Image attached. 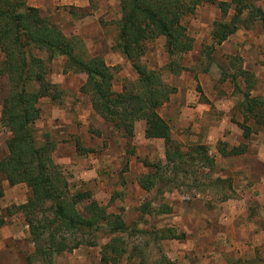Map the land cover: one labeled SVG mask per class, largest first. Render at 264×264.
I'll return each mask as SVG.
<instances>
[{"label": "rangeland", "instance_id": "1", "mask_svg": "<svg viewBox=\"0 0 264 264\" xmlns=\"http://www.w3.org/2000/svg\"><path fill=\"white\" fill-rule=\"evenodd\" d=\"M253 1L264 10V0ZM24 2L57 25L65 36H73L80 53L101 56L112 68L114 92L136 77L130 61L111 48L120 16L118 0ZM220 16L214 4L201 3L181 18L192 47L173 57L182 67L177 74L165 68L169 58L161 36L148 41L139 58L147 68L159 69L163 82L172 88L168 100L156 110L167 122L172 140L183 153L196 144L203 145L213 159L209 168L187 163L186 171L176 173L175 181L162 193L156 190L158 185L145 191L136 183L139 175L151 171L145 163L165 162L162 140L143 135L144 118L139 116L134 121L130 138L120 136L112 124L91 110L87 95L80 91L85 75L64 70L62 57L49 64L46 78L61 96L58 103L46 97L38 99L39 115L33 122L36 141L48 135L53 143L52 161L71 190L88 189L91 198L107 212L120 213L126 225L149 232L126 235V252L117 264L158 261L150 231L165 227L183 233L182 238L157 241L162 254L177 264H264V127L259 124L247 138L242 137V116L235 105L242 99L246 84L236 77L234 88L229 77L221 74L232 72L229 56H236V64L251 74L249 95H264V30L258 23L238 28L219 44H212V22ZM7 90V80L0 76V100ZM8 134L0 126V158L6 153ZM75 140L89 150L79 155ZM221 142L228 147L244 143L246 150L221 156L216 149ZM162 171L173 174L166 167ZM217 178L225 180L218 191H197L198 183ZM28 194L24 183L8 185L0 176V264H47L33 257L28 227L20 212L13 209V205L25 202ZM141 203H149L150 213L141 215ZM160 203L167 205V213L159 212ZM108 238L98 232L94 245L80 244L55 254L53 264H107L100 262L99 253ZM132 247L140 252L133 253ZM129 252L133 253L130 257Z\"/></svg>", "mask_w": 264, "mask_h": 264}, {"label": "trees", "instance_id": "2", "mask_svg": "<svg viewBox=\"0 0 264 264\" xmlns=\"http://www.w3.org/2000/svg\"><path fill=\"white\" fill-rule=\"evenodd\" d=\"M201 3L214 4L220 19L212 22V44H219L238 28H250L259 24L264 30V10L253 0H118L119 19L111 48L130 61L136 77L122 84L119 92L112 90L113 73L101 56H85L77 50L73 36H65L57 25L39 15L36 8L24 0H0V76H5L8 90L0 100V126L9 134L5 139L6 153L0 158V176L8 185L24 183L29 190L25 202L13 205L28 227L33 243V257L53 264L55 254L71 250L80 244H95L96 233L109 235L100 250V262L117 264L126 252L124 237L131 234L148 235L149 232L133 225H126L120 213L107 212L106 207L91 198L90 191L71 190L59 166L51 158L53 143L47 134L42 141L34 137L33 122L39 115L37 101L46 97L58 103L61 92L47 80L51 60L62 57L64 70L83 73L85 79L80 91L87 95L91 110L124 138L133 135L134 121L144 118L143 135L148 139H161L164 163H145L150 172L136 178L137 185L148 191L158 185L159 193L167 191L176 173L185 172L189 163L209 168L213 164L203 145L196 144L183 153L172 140L167 122L157 113V108L168 100L172 88L162 80L161 71L147 68L139 58L148 41L161 36L168 61L165 68L177 74L182 68L173 57L189 51L192 40L187 35L181 18L191 14ZM231 12L228 20H224ZM206 57L212 46L207 47ZM236 56H229V77L236 88V77L246 84L242 99L236 108L242 116L239 125L243 138L259 124L264 127V95H249L253 80L248 71L236 64ZM252 120L250 124H246ZM75 151L83 154L88 148L75 140ZM221 156L243 153L246 145L227 146L219 143L216 148ZM173 174L165 175L163 168ZM220 183V184H218ZM225 180L217 178L196 185L199 192L220 189ZM160 213L168 207L160 203ZM166 206V207H165ZM141 215L150 213L149 203L139 206ZM159 253L154 264H177L165 257L157 244L166 238H182L171 227L150 231ZM71 238V240H69ZM133 253L140 252L136 247ZM133 253H127L130 257Z\"/></svg>", "mask_w": 264, "mask_h": 264}, {"label": "crops", "instance_id": "3", "mask_svg": "<svg viewBox=\"0 0 264 264\" xmlns=\"http://www.w3.org/2000/svg\"><path fill=\"white\" fill-rule=\"evenodd\" d=\"M83 146V145H82ZM84 154V153H83ZM83 154H79V155H83Z\"/></svg>", "mask_w": 264, "mask_h": 264}]
</instances>
